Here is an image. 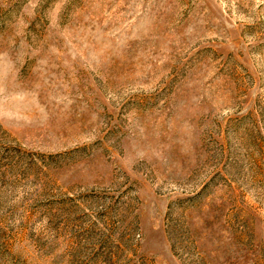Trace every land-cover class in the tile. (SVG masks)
<instances>
[{
    "label": "rangeland",
    "instance_id": "obj_1",
    "mask_svg": "<svg viewBox=\"0 0 264 264\" xmlns=\"http://www.w3.org/2000/svg\"><path fill=\"white\" fill-rule=\"evenodd\" d=\"M0 264H264V0H0Z\"/></svg>",
    "mask_w": 264,
    "mask_h": 264
}]
</instances>
